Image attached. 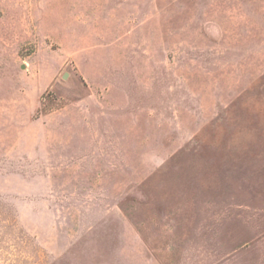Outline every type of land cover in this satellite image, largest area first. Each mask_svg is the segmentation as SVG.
Wrapping results in <instances>:
<instances>
[{"label":"rangeland","instance_id":"rangeland-1","mask_svg":"<svg viewBox=\"0 0 264 264\" xmlns=\"http://www.w3.org/2000/svg\"><path fill=\"white\" fill-rule=\"evenodd\" d=\"M0 264H264V0H0Z\"/></svg>","mask_w":264,"mask_h":264},{"label":"water","instance_id":"water-1","mask_svg":"<svg viewBox=\"0 0 264 264\" xmlns=\"http://www.w3.org/2000/svg\"><path fill=\"white\" fill-rule=\"evenodd\" d=\"M66 76H67V75H66V74H64L63 78H66Z\"/></svg>","mask_w":264,"mask_h":264}]
</instances>
